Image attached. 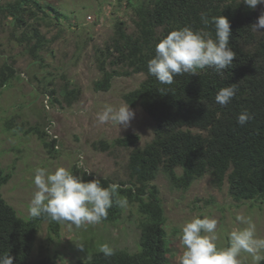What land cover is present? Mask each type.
I'll return each mask as SVG.
<instances>
[{
	"label": "trees",
	"instance_id": "trees-1",
	"mask_svg": "<svg viewBox=\"0 0 264 264\" xmlns=\"http://www.w3.org/2000/svg\"><path fill=\"white\" fill-rule=\"evenodd\" d=\"M127 2L133 12V33L118 21L110 43L95 50L101 78L94 89L109 90L115 77L144 76L123 100L151 118L154 137L142 148L137 146V135L97 143L101 152L131 149L128 180L115 184L74 166L54 202L27 219L3 200L1 189L12 174L0 165V264H28L43 223H48L50 239L60 238L54 211L86 202H91L98 222L105 224L117 223L126 206H136L138 251L105 250L76 264H171L165 212L153 185L159 174L181 191L208 175L217 189L227 184L234 203L264 199V38L256 36L258 16L253 6L246 0ZM0 12L11 20L14 31L28 27L26 17L38 21V14H43L44 24L62 18L59 11L36 0H13ZM13 38L27 47L33 65L42 68L41 53L51 42L31 27ZM14 79L20 77L4 62L0 91ZM71 87L67 83L59 94L45 88L49 106L72 105L80 91ZM29 133L53 152L55 142L46 140L45 131L32 128ZM37 264L57 262L47 259ZM258 264H264V254Z\"/></svg>",
	"mask_w": 264,
	"mask_h": 264
},
{
	"label": "rangeland",
	"instance_id": "rangeland-1",
	"mask_svg": "<svg viewBox=\"0 0 264 264\" xmlns=\"http://www.w3.org/2000/svg\"><path fill=\"white\" fill-rule=\"evenodd\" d=\"M12 1L0 0V7ZM36 1L59 11L60 22L46 20L51 24H44V15L38 14V21L26 17L28 27L14 31L11 20L0 12V67L7 62L20 77L0 91V165L12 174L1 195L23 219L54 202L74 166L98 179L126 182L131 149L115 147L101 152L95 145L137 135V146L142 148L153 139L155 128L140 107L130 108L123 100L144 76L115 77L109 90L94 89L101 78L95 50L110 43L118 21L125 23L127 33H133L128 0ZM246 1L258 16L256 36L264 38V0ZM30 27L51 42L41 53L42 68L33 65L27 47L13 38ZM67 83L80 91L77 100L70 106H49L45 90L59 94ZM32 128L45 131L46 140L55 142L53 152L49 153L34 133L26 134ZM153 185L165 212L171 264H258L263 258L264 199L234 203L227 184L217 189L208 175L187 191L173 189L161 174ZM91 205L72 204L54 211L60 238L50 239L48 223H43L28 264L47 259L76 264L105 250L136 253L140 234L136 206H126L117 223L105 224L98 222Z\"/></svg>",
	"mask_w": 264,
	"mask_h": 264
}]
</instances>
